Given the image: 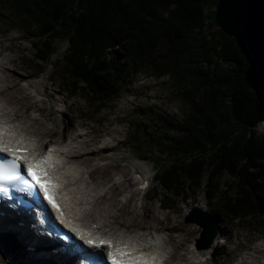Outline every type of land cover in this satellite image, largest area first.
<instances>
[{
  "label": "trees",
  "instance_id": "1",
  "mask_svg": "<svg viewBox=\"0 0 264 264\" xmlns=\"http://www.w3.org/2000/svg\"><path fill=\"white\" fill-rule=\"evenodd\" d=\"M217 2L0 0V17L35 37L42 61L55 52L56 39L67 40L57 69L67 87L84 89L97 114L139 72L166 76L187 111L177 117L137 108L127 142L151 155L156 180L171 193L204 187L225 225L264 214V134L255 132L264 120V92L245 83L249 63L217 24Z\"/></svg>",
  "mask_w": 264,
  "mask_h": 264
},
{
  "label": "rangeland",
  "instance_id": "2",
  "mask_svg": "<svg viewBox=\"0 0 264 264\" xmlns=\"http://www.w3.org/2000/svg\"><path fill=\"white\" fill-rule=\"evenodd\" d=\"M257 2L259 7V0ZM35 40V37L28 32L8 26L0 17V53L15 58L9 65L15 70L18 88L21 87L23 89L21 91H25L28 95L22 97L24 93H19L24 101L20 104L28 113L33 112L38 115L39 120L33 122L35 127L52 130L42 137V142L44 144L48 142V145L62 143L78 132L85 133L84 139H88L93 144L91 148L97 149L94 155L96 159L90 163L95 169L99 161L100 170L96 174L97 179L99 182L104 180L107 186L115 184L111 194L119 200L117 204L119 210L116 211L119 218H115L116 225L121 231H134V233H144L152 226H157L160 228L159 235L172 237L171 245L175 243L177 247L173 261H182V264H186L185 258L193 257V253L185 256L183 253L190 247L192 250L200 245L201 240L209 239L208 236H203L204 226L198 222L199 215L194 217L190 215L192 209L199 207L210 211L214 216L212 210L217 209V204L208 198L204 187L196 190L188 189L186 194H175L166 190L156 180V166L148 157L151 155L145 156L144 150L129 146L127 142L131 113L137 108L153 107L181 117L187 111L186 105L171 92L166 76L155 78L147 72H139L133 82L121 90L117 98L104 102L103 110L97 114L94 112L98 107L97 104H89L84 98L86 95L84 89L67 87L65 76L57 69V64L61 61L68 45L67 40H55L53 44L55 52L47 61L37 57V50L33 44ZM26 80L39 84L40 89L45 93L43 100L27 89ZM255 132L264 134V120L258 124ZM101 157L105 158L102 160ZM107 163L109 171H105ZM136 164L145 169L150 168L149 172L152 175L142 188L139 186L142 183V172L140 175L137 173L139 167H136ZM91 175L88 174L87 177L92 180ZM127 178L130 182L119 184ZM156 192L160 193L157 198H155ZM132 195L138 208H141L139 216H133L132 213L128 215L123 207ZM161 201L170 203V208L165 209ZM147 210L151 216L145 213L148 212ZM125 215L130 219L134 218L131 219V225L124 224L123 221L127 219ZM164 225H168L171 229H164ZM217 225L219 228L217 238L220 241L217 240L213 244L216 248H213V259L209 264H239L245 254L248 255L258 243L264 242V214L251 222H227L221 225L217 221ZM204 242L207 243V240ZM261 259L264 260L263 254ZM197 261L196 264H203L198 258ZM254 261L255 259L252 264Z\"/></svg>",
  "mask_w": 264,
  "mask_h": 264
},
{
  "label": "bare ground",
  "instance_id": "3",
  "mask_svg": "<svg viewBox=\"0 0 264 264\" xmlns=\"http://www.w3.org/2000/svg\"><path fill=\"white\" fill-rule=\"evenodd\" d=\"M261 13L264 15L263 7ZM0 55V140L13 148H25L28 152L22 155L31 157L33 161L42 156L50 157L47 168L52 180L58 185L53 191L56 203L63 210L59 213V217L65 227L77 228L83 235H90V239L96 241L94 247L98 246L101 239L111 241V244H107L111 252L116 248H127L133 256H143L147 260L154 261V264H167L177 251L175 243L171 245L172 237L159 235L160 228L157 226H152L144 233H134V231H121L116 225V219L119 218L116 213L119 210L117 208L119 200L111 194L115 184L107 186L104 180L99 182L97 179L96 174L100 170L99 161L95 169L90 166L91 161L96 159L94 155L97 149L91 148L93 144L88 139H84L85 133L78 132L62 143L51 142L52 145H48V142L46 144L42 142V137L52 130L47 131L42 127L34 126L35 121L39 120L38 115L32 112L36 115L34 116L22 108L23 105L20 102L24 101L19 93H24L22 97L28 95L25 91H21L23 90L21 87L18 88L15 70H12L9 65L15 58L8 54L0 53ZM26 82L27 89L43 100L45 93L40 89L39 84L28 80ZM101 158L103 160L105 157ZM108 167L107 163L105 171H109ZM136 167H139L137 169L139 175L142 172V180L151 179L150 168L145 169L138 164ZM88 174H92V180L87 177ZM129 180L127 178L119 184ZM136 192L138 193L137 190ZM135 202L132 195L124 204L123 207L128 215L131 213L133 216L140 215L141 208L139 209ZM3 210L8 211L7 208ZM147 211L145 213L149 214V210ZM34 214L33 211L26 213L25 219L13 214L9 216L8 213L0 215V264H77L74 254L76 252L67 254L63 250H56V240L36 232V226L33 224ZM129 219L127 217V221H123L124 224L131 225V219L134 218ZM103 227L105 229H102ZM163 228L171 229L168 225H164ZM217 240L220 241L218 238ZM204 243V241L200 242V245L192 250L188 247L189 249L183 255L193 253V257H186V264L198 263L197 258L203 264H209V261L213 259L212 251L215 246L212 243L210 247H206ZM100 248L103 247L100 246ZM262 254L264 255V242L258 243L248 255L245 254L239 264H252L253 259H255L254 264H264V260L261 259ZM181 262L177 261L176 264H182Z\"/></svg>",
  "mask_w": 264,
  "mask_h": 264
},
{
  "label": "water",
  "instance_id": "4",
  "mask_svg": "<svg viewBox=\"0 0 264 264\" xmlns=\"http://www.w3.org/2000/svg\"><path fill=\"white\" fill-rule=\"evenodd\" d=\"M218 0L215 20L229 36L236 38L242 53L249 63L245 74V83L254 92H264V15L262 2L259 0ZM198 216V222L204 226L203 236L209 239L201 240L206 247L215 242L218 225L217 218L208 210L194 207L190 214ZM188 221H190L188 219Z\"/></svg>",
  "mask_w": 264,
  "mask_h": 264
},
{
  "label": "snow or ice",
  "instance_id": "5",
  "mask_svg": "<svg viewBox=\"0 0 264 264\" xmlns=\"http://www.w3.org/2000/svg\"><path fill=\"white\" fill-rule=\"evenodd\" d=\"M26 151V149L13 148L0 140V194L6 195L9 193L10 189L6 185H10L24 194H31L33 191L38 192L42 188L43 197L53 207L59 208L53 191L58 185L52 180L47 168L50 157L42 156L22 170L20 161L26 159V157L17 155V153ZM7 152H11L13 158L9 159L3 155ZM88 243L94 244L96 241L90 239ZM99 244H111V241L101 240ZM109 255L111 256V264H154V261L147 260L143 256H133L127 248H116Z\"/></svg>",
  "mask_w": 264,
  "mask_h": 264
}]
</instances>
